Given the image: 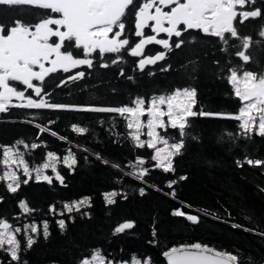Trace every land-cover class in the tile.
Listing matches in <instances>:
<instances>
[{
	"label": "trees",
	"instance_id": "1",
	"mask_svg": "<svg viewBox=\"0 0 264 264\" xmlns=\"http://www.w3.org/2000/svg\"><path fill=\"white\" fill-rule=\"evenodd\" d=\"M255 6L264 8V0H257ZM21 12L16 6L0 5V20L8 22ZM129 13L128 10L127 17ZM125 20L126 30L131 31V20ZM236 23L241 35L253 38L249 50L253 59L246 66L247 70L264 73V38L258 34L264 17L249 19L243 25ZM196 36L194 43H185L166 60L147 66L144 72L137 68L136 58L125 51L122 61L115 65L111 64L115 54L101 58L98 52L94 53L88 57L93 60L91 68L82 65L72 72L58 70L50 74L44 98L53 103L121 107L134 106L131 102L138 96L150 100L153 95L175 88L194 87L197 89L194 111L236 113L241 102L227 82V68L241 63L235 57V51L241 50L240 42L232 40L229 45H223L218 38L200 32ZM225 48L228 50H223ZM189 61L196 63L189 65ZM104 63L109 66L101 67ZM169 65V71H161ZM121 69L125 72L123 76ZM77 71L84 72L85 76L69 81L68 76ZM62 80L66 81L64 85H60ZM49 121L55 123L49 124ZM31 122L47 131L40 132ZM73 124L86 128L87 132H75ZM190 124V136L186 138L182 154L173 158L174 171L165 173L154 167L155 162L150 159L153 150L137 147L132 141L127 120L118 113L14 106L0 113V145L24 140L28 148L23 144L16 147L24 153L30 168L48 162L49 151L55 153L56 168L64 178L62 185L51 168L42 169L44 175L53 178L51 184L43 179L37 181L33 172L29 183L22 184L15 194L7 191L8 181L0 180V197H3L0 219L7 220L13 228L23 229L25 224L32 223L38 227L36 234L29 230L28 234L36 240L30 249L23 232L16 234L24 249L19 253V264H79L82 259L91 258L96 249L107 259L117 262L123 260L130 264L136 255L141 261L151 258V264H166L164 251L196 242L220 251L235 252L244 264H264V236L258 235L264 232V167L245 162L246 157L264 160V137L238 136V121L233 119L198 116L191 118ZM146 131L143 130L145 134L141 139H147ZM158 131L163 132L162 129ZM229 132L233 133L232 137L227 135ZM167 135L178 138L176 130L169 129ZM193 136L196 139H192ZM32 143L39 147L31 149ZM69 150L77 159L73 168L63 163ZM138 157L145 159L144 165L137 163ZM144 167L149 171L143 179L128 174ZM4 169L0 164V176ZM12 169L21 179H28L23 176L22 166L13 165ZM181 176L185 179L181 180ZM173 180L176 183L169 187ZM140 188L145 189L143 195ZM112 191L118 195L112 197L115 203L108 204L105 193ZM84 197L91 198L90 207L83 206L80 212L59 215L65 202ZM20 200L26 201L30 212H24L19 206ZM50 205L56 206V214L49 211ZM178 208L195 214L199 222L188 221L186 216H173ZM85 212L87 216L83 215ZM59 219L66 220L63 231L56 223ZM44 221H48L50 231L46 240L43 238ZM126 222H132L133 227L115 233V228ZM248 228L256 232L244 230ZM0 264L18 262L11 261L10 255L0 249Z\"/></svg>",
	"mask_w": 264,
	"mask_h": 264
},
{
	"label": "snow or ice",
	"instance_id": "2",
	"mask_svg": "<svg viewBox=\"0 0 264 264\" xmlns=\"http://www.w3.org/2000/svg\"><path fill=\"white\" fill-rule=\"evenodd\" d=\"M256 2L257 0H143L135 11V36L140 39L138 43L131 46V40L125 37L127 28L125 19L128 10L134 6L136 0H0L2 6H28L30 9L35 8L42 12L39 17L34 18L35 22L23 18H17L7 24L0 22V113L9 111L10 106L26 109L118 113L127 120L132 141L137 147L153 150L150 159L155 162L154 167L162 169L165 173L174 171L173 158L182 154L186 138L190 136L188 129L191 127V118L199 116L233 119L238 121L240 130L237 133L238 136L251 139L252 134H256L264 137V73L247 70L246 66L253 59L249 51L253 38L249 35H241L236 23L243 25L249 19L264 17V8L255 7ZM169 8L170 10H166ZM146 28H151L154 34L146 35ZM189 30H199L205 36L218 38L223 45H229L232 40L240 42L241 50L235 51V57L239 58L241 63L227 68V82L231 85L235 97L241 102L236 113H219L203 109L194 111V106L197 104V89L194 87L175 88L164 94L153 95L150 100L147 97L138 96L131 102L134 106L121 107L53 103L44 98L47 95L44 90L47 78L58 69L67 73L70 69L82 65L91 68L94 66L93 60L88 57L97 52L101 58L108 54H115L116 58L111 60V64L115 65L122 61L123 52L128 51L132 57H139L136 66L139 71L144 72L147 66L157 65L158 62L166 60L171 52L181 49L185 43H194L195 38L188 42L183 39L184 34ZM162 33L168 38H158ZM258 34L264 38V25L261 26ZM174 37L178 39L173 43ZM51 38H58V40L53 41ZM73 41L75 49H82L83 58H77L74 51L62 50ZM152 44L160 45L164 50L155 55H145V46ZM195 63V61H189V65ZM215 63L219 64V61ZM108 66L107 63L101 64V67ZM170 67V65L164 67L161 71H169ZM192 70L195 71V68ZM149 74L152 75V73ZM120 75H125L123 69ZM84 76V72L77 71L74 75H69L67 79L79 80ZM128 79L131 80L132 77ZM16 82L22 84L24 90H18L14 86ZM65 83L66 81L62 80L60 85ZM28 90H32L37 98L26 95ZM13 97L20 100L21 104L12 105ZM142 117H146V121L142 120ZM54 123L55 121H49V124ZM36 126L42 133L47 131L39 125ZM72 128L80 134L87 132L86 128L78 127L76 124H73ZM144 129L147 130L146 140L141 139V135L145 134ZM160 129L163 132L158 131ZM169 129L176 130L178 138L168 137ZM51 134L57 135L55 132ZM227 135L232 137L233 133L229 132ZM192 139L196 137L193 136ZM20 144H23L25 148L29 147L22 139L12 145H0L3 156L0 164L6 169L0 176V180L8 181L9 193L15 194L22 184L27 185L33 172L37 181L43 179L51 184L53 178L44 175L42 169L51 168L55 173V179L64 184V178L56 168L55 153L49 151L48 162L39 167L30 168L24 159V153L16 147ZM38 147L37 143L30 145L31 149ZM97 158H100L99 155ZM245 162L248 165L264 167V160L246 157ZM63 163L68 168H73L77 164V159L71 150L63 157ZM137 163L144 165L145 159L138 157ZM237 163L242 166L240 161ZM13 165L17 168L22 166L23 176L28 179H21L12 169ZM113 167H119V165H113ZM148 171L149 169L144 167L136 173L128 174L143 179ZM180 179L183 180L185 177L181 176ZM175 183V180L170 181L168 186L171 187ZM139 191L143 195L145 189L140 188ZM117 195L115 191L105 193L106 202L115 203L112 197ZM90 199V197H84L73 200L71 203L65 202L63 211L59 215L63 216L64 212H80L83 206L90 207ZM0 202H3V197H0ZM19 206L26 213L31 211L25 200H20ZM49 211L56 214V206L50 205ZM83 215L87 216L88 213L85 212ZM172 215L186 216L188 221L199 222L198 216L187 214L179 208L174 210ZM56 223L61 231L66 228L65 219H59ZM132 227V222H126L120 224L114 231L122 233ZM233 227L241 226L233 225ZM29 230L32 234L38 233L35 223L25 224L23 229L13 228L7 220L0 219V249L10 255L11 261L19 264V253L24 250L16 234L23 232L29 249L36 243L33 236L28 234ZM244 230L256 232L254 228ZM153 235H156L155 231ZM258 235L264 236V232H259ZM49 236V223L44 221L43 238L46 240ZM163 256L167 264H244L235 252L219 251L201 242L171 247L163 252ZM249 259L251 261V257ZM79 264H129V262L109 260L101 254L99 249H96L91 258L86 257ZM130 264H151V258L141 261L133 255Z\"/></svg>",
	"mask_w": 264,
	"mask_h": 264
},
{
	"label": "flooded vegetation",
	"instance_id": "3",
	"mask_svg": "<svg viewBox=\"0 0 264 264\" xmlns=\"http://www.w3.org/2000/svg\"><path fill=\"white\" fill-rule=\"evenodd\" d=\"M143 2V0H136V3L134 4V6H132L130 9H129V11H130V13H129V15H128V17H126V19H130L131 20V22H130V24H131V31H127L126 30V32H125V37L126 38H129L130 40H131V46H134L136 43H138L139 42V37H136L135 36V11H136V9L140 6V4ZM16 7H18V8H20L23 12H21V13H18L16 16H14V17H12L11 19H10V21H12V20H15V19H17V18H23V19H25V20H29V21H33V22H35L34 21V18H37V17H39L41 14H42V12H41V10H39V9H35V8H33V9H30L28 6H16ZM255 7H258V6H255ZM166 10H170V8L169 9H166ZM239 10V9H238ZM241 10H243V9H241ZM29 11L31 12V15H29ZM10 21H8V22H5V19L4 20H0V22H3V23H9ZM125 23H127V21L125 20ZM150 24L152 23L151 21L149 22ZM116 30H118V29H116ZM198 32H200L199 30H189L186 34H184V36H183V39L184 40H186V38H191V37H193V38H195V37H197L196 36V34L198 33ZM201 33V32H200ZM145 34L146 35H153L154 33H152V31H151V28H146L145 29ZM111 35V34H110ZM158 38H161V39H166V38H168L167 37V35L166 34H160L159 36H158ZM53 41H57L58 40V38H51ZM178 38H173V43L174 42H176V40H177ZM189 40V39H188ZM153 45H154V47H153ZM62 50H70V51H74V55L77 57V58H83V51H82V49H75V45H74V41L73 42H70V43H68L67 45H66V49H62ZM164 49H163V47L162 46H160V45H155V44H152V45H146L145 46V55H155L157 52H159V51H163ZM125 52H127L128 54H129V52L128 51H125ZM168 57V56H167ZM136 58V60H137V63H138V59H139V57H135ZM167 59V58H166ZM47 66V65H46ZM37 70H39V69H37ZM58 70H60L61 72L63 71L62 69H58ZM72 70L73 69H70L69 70V72L71 71L72 72ZM38 83V82H37ZM14 86H16L17 88H18V90H24V86L22 85V84H20L19 82H16L15 83V85ZM26 95H32V97L34 98V99H36L37 97L35 96V94L32 92V90H28V92L26 93ZM24 102H26V101H24ZM11 104H21V101L20 100H18L17 98H15V97H13L12 98V101H11Z\"/></svg>",
	"mask_w": 264,
	"mask_h": 264
},
{
	"label": "rangeland",
	"instance_id": "4",
	"mask_svg": "<svg viewBox=\"0 0 264 264\" xmlns=\"http://www.w3.org/2000/svg\"><path fill=\"white\" fill-rule=\"evenodd\" d=\"M142 120H145L146 121V118L144 119L143 117H142ZM6 169H4V171H5ZM136 170L138 171L139 170V168H136ZM187 214H190V215H195V214H193V213H187Z\"/></svg>",
	"mask_w": 264,
	"mask_h": 264
},
{
	"label": "water",
	"instance_id": "5",
	"mask_svg": "<svg viewBox=\"0 0 264 264\" xmlns=\"http://www.w3.org/2000/svg\"><path fill=\"white\" fill-rule=\"evenodd\" d=\"M30 122V121H29ZM32 124H34V125H37L36 123H34V122H31ZM51 133H52V131H50ZM186 245V244H185ZM180 246V245H179ZM176 247H178V246H176ZM220 251V250H219ZM165 258V257H164ZM165 260H166V258H165ZM166 264H167V260H166Z\"/></svg>",
	"mask_w": 264,
	"mask_h": 264
},
{
	"label": "built area",
	"instance_id": "6",
	"mask_svg": "<svg viewBox=\"0 0 264 264\" xmlns=\"http://www.w3.org/2000/svg\"><path fill=\"white\" fill-rule=\"evenodd\" d=\"M160 147H164V145H159ZM152 154H153V152H152ZM141 170V169H140Z\"/></svg>",
	"mask_w": 264,
	"mask_h": 264
}]
</instances>
